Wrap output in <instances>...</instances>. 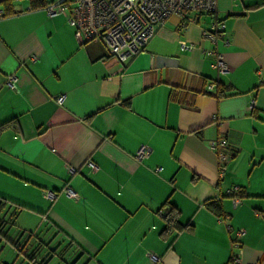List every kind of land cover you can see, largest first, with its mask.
<instances>
[{
	"label": "crops",
	"instance_id": "1",
	"mask_svg": "<svg viewBox=\"0 0 264 264\" xmlns=\"http://www.w3.org/2000/svg\"><path fill=\"white\" fill-rule=\"evenodd\" d=\"M8 1L2 215L54 246L24 245L12 264H231L239 250L238 264L264 262V0H217L215 13H191L192 22L173 15L125 63L77 38L63 15ZM218 56L224 74L213 68ZM217 83L227 88L220 97ZM221 139L229 159L220 172L211 143ZM141 147L148 155L137 160ZM169 210L180 230L166 229Z\"/></svg>",
	"mask_w": 264,
	"mask_h": 264
},
{
	"label": "built area",
	"instance_id": "2",
	"mask_svg": "<svg viewBox=\"0 0 264 264\" xmlns=\"http://www.w3.org/2000/svg\"><path fill=\"white\" fill-rule=\"evenodd\" d=\"M42 9L50 17L63 15L70 26L75 29L77 38L83 40L100 41L110 57L118 62H128L144 50L148 41L156 34L157 30L171 16H179L187 22L194 20L191 13L216 12L217 0H45ZM3 12L0 11V17ZM221 26H212L214 40L217 31ZM182 49L190 50L192 46L181 44ZM213 68L219 73L228 72V67L218 56L213 63ZM14 76H9L7 85L14 88ZM64 96H57L55 101L61 104ZM213 149L218 150L219 170L229 159L224 152L226 140H218L211 143ZM148 155V149L141 147L136 153V159L141 160ZM95 170V166L91 165ZM70 171H74L70 169ZM237 188L228 191L232 196L233 204H237L240 199ZM64 193L69 198L76 200L78 195L70 188H66ZM47 199H55L57 194L53 192H43ZM243 231H239L237 236L241 237ZM237 248L239 242L234 243ZM240 252L232 255L231 264L240 262ZM150 260L156 262L158 258L153 254H148ZM259 264H264L261 262Z\"/></svg>",
	"mask_w": 264,
	"mask_h": 264
},
{
	"label": "rangeland",
	"instance_id": "3",
	"mask_svg": "<svg viewBox=\"0 0 264 264\" xmlns=\"http://www.w3.org/2000/svg\"><path fill=\"white\" fill-rule=\"evenodd\" d=\"M14 222H15V220L14 221L11 220V225L10 224L8 225L10 227V229L8 230L9 232L6 235L7 241L14 243V244H17L18 248H20V247L22 248L24 245H26V250H28V251H29L30 247H32V246H39V250L44 249V248H48V246H49V249L54 250L53 244L50 241L45 240L46 237L38 236V239H40V240L36 241V238L31 236V233L28 232V231H34V230H30L31 224H25L26 227H28V228H23L22 226H20L18 224L17 221L15 223ZM12 223H14L15 225L14 224L12 225ZM22 231H25V232H22ZM41 237L43 238V240ZM50 243H51V245H50ZM0 248H2V250L0 251V262H1V264H12V263H14L15 260L17 259L18 253H19L17 250L18 248L16 249V248L12 247L10 245V243H8L6 241L1 242Z\"/></svg>",
	"mask_w": 264,
	"mask_h": 264
},
{
	"label": "trees",
	"instance_id": "4",
	"mask_svg": "<svg viewBox=\"0 0 264 264\" xmlns=\"http://www.w3.org/2000/svg\"><path fill=\"white\" fill-rule=\"evenodd\" d=\"M0 3L5 5V11L3 12V16H7V15L12 14V10L8 8V3H10V1L2 0V1H0ZM45 3H46L45 0H29V5H30L31 9L42 8L45 5ZM216 87H217L216 97H220L219 94L223 95L224 92L227 90V88H224V86H222L220 83H217ZM6 125L7 124L0 125V132H1V130H3V128ZM238 194L240 195L241 193H239V191H238ZM206 205L210 209L215 211L218 215L221 214V206L217 202L208 201V202H206ZM5 206H6V200L2 199L0 201V242L6 241V242L10 243V245L12 247L17 249L18 248L17 244H14V243L7 241V239H6L7 232H4V228L6 227V224L10 223V225H11V220H12L11 217H8V219H6L5 214L2 215V211L4 210ZM175 217H176L175 212L173 210H169L167 212V214L165 215V220H166L165 226H166L167 230H171V229L180 230V227L178 226V223H177ZM17 250H18V252H21L23 250V248L20 247Z\"/></svg>",
	"mask_w": 264,
	"mask_h": 264
}]
</instances>
